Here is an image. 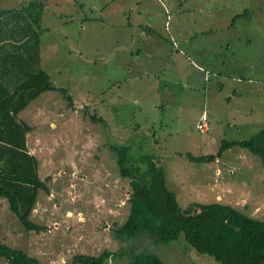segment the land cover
<instances>
[{
	"label": "rangeland",
	"instance_id": "374dc122",
	"mask_svg": "<svg viewBox=\"0 0 264 264\" xmlns=\"http://www.w3.org/2000/svg\"><path fill=\"white\" fill-rule=\"evenodd\" d=\"M31 1L40 12V65L71 103L49 90L19 113L32 126L27 144L47 186L31 214L44 229L23 231L2 199L1 243L40 264L119 252L124 243L115 230L128 216L131 188L110 145L123 140L134 156L159 157L181 208L219 201L264 220L260 156L238 145L212 162L186 156L215 154L223 140L247 139L264 127V0H148L149 28L128 31L119 23L137 22L127 9L121 18L124 2L117 0H0V10ZM204 53L214 61L199 63ZM202 112L204 132L195 128ZM145 246L164 264H220L182 239H138L131 250Z\"/></svg>",
	"mask_w": 264,
	"mask_h": 264
},
{
	"label": "trees",
	"instance_id": "16d2710c",
	"mask_svg": "<svg viewBox=\"0 0 264 264\" xmlns=\"http://www.w3.org/2000/svg\"><path fill=\"white\" fill-rule=\"evenodd\" d=\"M3 10L7 14H0V205L2 199L7 201L23 231L39 232L44 226L33 221L31 214L38 191H46L47 186L38 174V159L29 152L26 135L32 126L18 114L45 91H61L69 103L71 97L52 83L40 65L37 3L31 1ZM168 38L173 39L171 34ZM90 117L96 120L95 114ZM234 145L260 156L264 165V127L247 139L223 140L215 154L186 156L195 163L212 162ZM110 149L116 154L120 176L129 179L131 188L128 216L115 230L124 245L116 254L108 250L99 255L75 254L70 264H105L121 254L128 257L121 264H164L150 246L131 250L138 239H148L156 245L182 239L199 254L209 255L220 264H264V220L219 201L193 202L183 209L166 186L158 156H134L124 140L110 145ZM0 258L5 259V264H40L24 250L1 242Z\"/></svg>",
	"mask_w": 264,
	"mask_h": 264
},
{
	"label": "crops",
	"instance_id": "0c3cea01",
	"mask_svg": "<svg viewBox=\"0 0 264 264\" xmlns=\"http://www.w3.org/2000/svg\"><path fill=\"white\" fill-rule=\"evenodd\" d=\"M117 1H121V2H124V4H122V5H120L119 7H118V9H117V11H119L120 10V12L122 13L121 14V18L123 19L125 16V10L127 9L128 11H130L131 12V14L135 17V19H134V21H136L137 23H134L133 21H131L130 19H128V18H126L127 20H126V22L124 21V20H122L121 21V23H119V27H122V28H124V29H126L127 31L129 30V29H131V28H134V27H137V28H141V29H143L144 28V26H146L147 28H149L148 26V24H151V22H150V17L148 16V14L146 13L147 12V2H148V0H125V1H123V0H117ZM8 9H12V8H8ZM139 9V10H138ZM139 12V13H138ZM4 13V15L3 16H6V12L4 11V10H0V14H3ZM0 18H2L1 17V15H0ZM167 23V22H166ZM115 25V24H114ZM140 25H141V27H140ZM117 26V25H116ZM166 26H167V24H166ZM125 30V31H126ZM145 30V29H144ZM143 30V31H144ZM125 34V33H124ZM127 34H129V33H127ZM119 35V34H118ZM121 35H123V34H120V36ZM130 35H132V34H130ZM130 35H128L129 37H130ZM120 36H119V38H120ZM128 37V38H129ZM133 38V37H132ZM156 38V37H155ZM157 39V38H156ZM141 41H142V43L143 42H147L146 41V38H144V36H143V34H142V36H141ZM169 41V40H168ZM164 47H166V49H168L169 50V48H168V46L167 45H165L164 43L162 44ZM194 50H195V53L196 52H198L199 51V49L197 50L196 48H194ZM138 53H139V51H138ZM137 53V54H138ZM117 56L118 55H120V54H117V53H115ZM170 54V53H169ZM142 55H144V56H147L145 53H143ZM197 55V54H196ZM198 56V60L200 61L199 63H203L204 61L205 62H207V61H209L210 63H212L213 61H214V58H211V57H209V55L208 54H206V53H204L203 54V56L202 55H200V54H198L197 55ZM250 63V62H249ZM249 63H246L245 65H246V67L247 66H250L249 65ZM251 64V63H250ZM199 65V64H198ZM200 66V65H199ZM219 67V66H218ZM220 68V67H219ZM221 69V68H220ZM222 71V70H221ZM221 71H216V75L218 76V77H224V76H221ZM164 92H166V93H170V91H167V90H164ZM21 112V111H20ZM19 115V114H18ZM30 153H32V152H30Z\"/></svg>",
	"mask_w": 264,
	"mask_h": 264
},
{
	"label": "built area",
	"instance_id": "2783aa9c",
	"mask_svg": "<svg viewBox=\"0 0 264 264\" xmlns=\"http://www.w3.org/2000/svg\"><path fill=\"white\" fill-rule=\"evenodd\" d=\"M158 1L163 2L164 0H158ZM195 128L200 132H204L208 129V117L205 112L201 113L199 119L195 123Z\"/></svg>",
	"mask_w": 264,
	"mask_h": 264
}]
</instances>
